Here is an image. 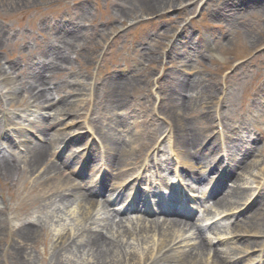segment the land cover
I'll use <instances>...</instances> for the list:
<instances>
[{
    "label": "rangeland",
    "instance_id": "rangeland-1",
    "mask_svg": "<svg viewBox=\"0 0 264 264\" xmlns=\"http://www.w3.org/2000/svg\"><path fill=\"white\" fill-rule=\"evenodd\" d=\"M233 1L235 4L238 2L0 0V69L2 65L9 66L14 63L13 76L16 77L19 87L20 81L27 80L35 59L45 57L51 47L60 48L63 44L69 47H64V59H56L57 75H53L54 82L69 83L61 87L63 92L55 95L60 98L69 93L75 88L70 84L74 80L90 82L94 99L88 111L90 118L94 119L96 131L102 141L106 139V143L125 141L128 158L138 155L143 149L144 144H140L143 140H146L147 146L157 138L160 139L163 149L167 148L166 135L170 132L175 137L173 130L177 134L178 129L187 131L185 134L190 133L194 141L205 139L208 142L212 138L217 116H220L224 133L229 136L233 128L240 126V122H251V110L245 111L243 105L252 98V87L259 86L260 74L264 72V0H243L242 6L229 7V3ZM73 31L78 37L67 39L66 36ZM145 38L148 40H142ZM183 66L187 70L193 69L191 78H198L204 86L203 97L200 98L201 101H197L195 108L186 107L187 101L179 99L173 92L171 96L168 93V82L174 86V81L188 78L187 72L181 69ZM122 74L125 78L131 77L132 83L114 87V93H110V89L105 88L106 82L115 81ZM226 74L230 78L227 77L224 81ZM169 75H172L170 79ZM122 101L125 102L117 108ZM219 103L222 106L216 110L215 106ZM263 112L264 104L256 107L253 114L257 115L254 123L259 124L261 132L264 131ZM260 115L262 117H258ZM117 126H122L118 128V132L115 129ZM139 132L145 135V139H140L141 135H137ZM234 143L237 148L239 142ZM132 144L134 151L131 150ZM236 148L233 150L234 154ZM231 164L238 165L235 155ZM237 167L233 175L234 180L237 176L236 182L240 183L235 185L243 184L239 186V191L247 196L250 191L245 189L244 184H247L249 178L253 179L260 169H264V154L255 159L246 158L242 165L243 172H239ZM18 181L13 189L16 192L13 198L10 199L5 190L2 196L11 206L22 207L23 213L9 215L11 223H7L6 216L0 217V264H51L50 256L52 264H89L90 255L93 253L83 247L79 248V252L73 249L60 252L59 248L50 250L58 245L52 246L57 234L64 233L69 238V233H75L77 222L72 221L80 214L78 211L73 215V211L77 210L75 202L69 200L70 202L59 206L60 203L57 205L53 200L26 199L24 192L30 186H25L24 183L29 181L21 178ZM260 189L264 191V184ZM98 210L99 208H95L91 215V222L94 223L92 228L95 227V231L103 233L105 239L115 237L113 226L122 222L123 227L133 228L129 232V244H124L128 252L136 253L137 247L136 254H145L152 247L147 244L145 246V240L140 234L134 243L132 236L138 233L134 228L139 221L133 219L139 218L116 216L111 211L103 215ZM35 219L38 224L43 225V229L35 245L28 246L26 252H23L24 249H20L21 241L11 234L13 230L8 226L21 225L25 221L27 224ZM250 219L256 220L258 229L264 227V207L258 218ZM105 221L110 223L108 230L104 229ZM163 223L162 220L158 222L159 225ZM152 233L150 231V236ZM168 239H173L169 232L160 246H165ZM245 241L246 239L242 242ZM192 242L199 245L195 247L199 254L194 262L193 258L186 262L224 264L222 259H226L228 253H222L223 247L209 249L201 246L197 239ZM245 244L247 243L243 245ZM189 246L191 244L186 247L183 245L180 251ZM53 252L59 253L58 257L53 256ZM98 253L99 248L96 249V259ZM136 261L127 258L121 264H136Z\"/></svg>",
    "mask_w": 264,
    "mask_h": 264
},
{
    "label": "bare ground",
    "instance_id": "bare-ground-1",
    "mask_svg": "<svg viewBox=\"0 0 264 264\" xmlns=\"http://www.w3.org/2000/svg\"><path fill=\"white\" fill-rule=\"evenodd\" d=\"M9 70L12 71V68H9ZM4 76L0 80V92L1 96H3L4 99H12V100H19L22 102V100L28 101L29 104H34L36 108L41 107L43 108H54L53 106H50L48 103L49 95L47 94V90L43 87L44 83L46 80L42 78L40 75L33 77L31 81L28 82V84H23L18 87V83L15 80H10L8 73L4 71ZM121 84L119 83L116 88H119ZM56 89V88H55ZM38 90V91H37ZM184 90H187V86L184 87ZM189 90H193L198 92L199 96L201 97L200 94V88H196L195 86H190ZM22 91V92H20ZM110 93H114V89H110ZM197 94L189 101L185 103L186 107L189 108H195L197 101L200 100ZM23 99H20V98ZM55 110H58L55 108ZM61 111V109L59 110ZM49 113V111H47ZM51 125H54V122H52ZM39 134H42L44 136V131L39 129L37 130ZM50 140L48 142H44L41 145H30L25 148V153L23 158H18L14 159L12 157L6 158L1 152H0V176L3 177H8L10 175H14L16 177H20L21 179L23 178H32L33 174L35 172H38V170L42 171V174L40 177L35 179L32 183H24L25 186L33 185V190L30 189L28 190V197L30 198H35L38 197L42 200H45V193H37L36 188H43L44 191L49 188L48 186L57 184V187H69V192L71 193L69 198L66 200H63L62 204L60 203V206L63 205V203L70 202L69 199H72L76 207L81 213L82 217L78 218V223L80 224L78 226H82L87 220H90V213L92 210V207L95 206V203L91 201V199L86 198L82 196L81 194H77L74 191V187L71 185L70 179L67 177L64 178L63 173L59 172L58 170L55 169V167L47 162L46 156L48 155V150L52 149V147L55 146L56 142L59 141V134L54 133L49 135ZM188 142V138L186 139ZM48 144V145H47ZM109 146V148H108ZM113 155V159H115V162H112L113 166H117V169H121L123 165L126 162V153L123 150V145L118 141H109L108 145L106 146ZM65 165V163H62ZM61 164V165H62ZM23 174H21L19 171ZM60 171H62L60 169ZM261 171L264 172V169H260L259 172L256 175H259L261 177L264 176V174H259ZM13 176L7 178V180L11 179ZM24 187V186H23ZM55 198V197H54ZM236 198H240L239 196L236 195ZM56 199V198H55ZM236 203V202H234ZM74 205V203H72ZM70 204V205H72ZM23 208L21 207L19 210L21 211ZM8 213H13L15 212V208H9ZM75 211H73L74 213ZM74 215V214H73ZM120 221V220H119ZM83 222V223H82ZM102 222V221H100ZM82 223V224H81ZM106 227L104 229L108 230L109 228L107 226H110V223H107L105 221ZM181 224L178 223V221H172V220H166L163 224L159 225L156 223H137V226L134 228L140 236H143V240H145V246L150 245V241L153 242V239L156 238L159 240V243L162 244L165 242L167 233H171L172 236H178L176 239L181 240L183 243H187L186 246L190 245L189 247L182 250V245H177L172 248L173 251L167 252L166 254H170L168 257H163L164 259H171L172 264H190L186 261L189 259H192L193 262L195 260V257H198L199 250L195 247H199V245H195L196 243L193 244L192 240L194 239L193 236L190 237H185V233L182 230H186L184 227L185 225H182L184 227L180 226ZM115 231V237L111 236V238L105 239V236H103L101 233L94 231V230H84L82 232V237L81 241H77L76 243H72L69 245V249H73L74 251L79 252V248L83 247L85 250L89 251L90 253H93L90 255L91 257V262L89 264H121L126 258H132L137 260V254L126 251V253H123V244H129L128 238L131 236L130 235V230L129 228L123 227L122 222L116 224L113 226ZM254 228V227H252ZM150 231H153V235L150 236ZM187 231V230H186ZM38 233H40V225H35L33 223H28L27 225L21 226L17 229V231L14 233V237L19 239L22 242H29L31 243V246L34 245V242L37 241L38 238ZM107 234H110L109 232H106ZM118 235V236H116ZM135 235H133L134 243H135ZM187 236H189L187 234ZM181 238V239H180ZM83 239V241H82ZM200 244H203L202 241H200V238H196ZM157 240V241H158ZM170 240V239H168ZM79 242V243H78ZM171 242V240H170ZM174 242V240H173ZM169 243V242H168ZM147 244V245H146ZM170 244V243H169ZM195 245V246H194ZM79 246V247H78ZM181 246V248L179 247ZM202 246V245H201ZM99 248V253L96 259V249ZM160 250V248H159ZM148 252L149 249H148ZM183 252V253H182ZM89 253V254H90ZM53 256L58 257L59 253L53 252ZM116 255H118V259H116ZM129 256V257H128ZM113 261V263H111ZM138 264V262H136ZM210 264H217L211 262Z\"/></svg>",
    "mask_w": 264,
    "mask_h": 264
}]
</instances>
